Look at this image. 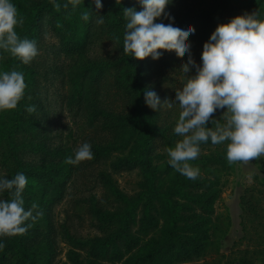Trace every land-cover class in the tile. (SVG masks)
Returning a JSON list of instances; mask_svg holds the SVG:
<instances>
[{
    "label": "trees",
    "instance_id": "16d2710c",
    "mask_svg": "<svg viewBox=\"0 0 264 264\" xmlns=\"http://www.w3.org/2000/svg\"><path fill=\"white\" fill-rule=\"evenodd\" d=\"M13 2L24 21L16 28L19 36L34 39L38 52L46 50L47 56L54 54L52 61L60 60L63 55H81L98 39L111 42L119 51L115 61L87 63L78 72L69 70V75L60 71L62 81L67 79L72 84L71 99L78 106L85 107L88 117L111 137L107 145L91 146L93 160L97 163L106 161L130 150L127 157L114 159L111 167L121 172L139 166L145 174L139 193L129 197L107 172H101L100 179L108 197L111 196L120 209L113 213L95 209L101 225L102 235L99 237L82 242L68 229L64 230L68 244L86 253L82 257L71 250L73 264H187L206 259L213 251L218 254L219 245L212 235L222 231L224 226L219 216L214 217V205L221 189L214 181L213 171L211 176L200 173L195 179L175 171L167 181L165 175L171 168L153 165V144L159 136L156 107L145 99L143 93L148 84L144 71L150 56L139 60L123 52L127 19L123 8L139 10L142 7L139 0H121V3L118 0L117 4L115 0H102L101 9H96L93 0H76L75 3L73 0H56L59 7L53 0ZM173 2L170 0L168 10ZM86 10L90 11L87 21L81 15ZM253 11H258L264 18V0H257L251 7ZM234 13L235 8L227 0H214L174 20L198 28L203 48L215 27L228 22ZM97 14L105 16L104 23H96ZM164 16L167 18L166 12ZM45 28L58 40L55 45L49 47L44 43L42 33ZM116 36L120 39H115ZM171 47L161 45L156 57H161ZM36 59L34 57L29 64H23L7 51L0 50V69L16 67L24 73L26 83L18 106L0 111V175L11 178L17 171L24 172L28 178L22 193L25 208L36 202L50 220L51 204L65 194L69 173L65 172L62 150L53 147L48 132L50 101L41 90L39 65L45 67L49 60L37 63ZM111 92L119 98L122 96L126 106L124 111L101 107V100L111 96ZM28 105H35V110L29 112ZM212 117L215 119L209 120V127L215 128L217 120L223 122V119H217L216 113ZM211 143L210 140L201 142L200 147ZM205 158L202 169L214 171L225 159L221 155ZM2 196L9 198L7 190ZM242 204L248 216L259 215L260 207L252 199H244ZM25 223L31 224L25 233L0 237L5 242L4 248L0 249V264H53L54 241H46V259L41 261L34 244L40 232L33 226V220ZM241 255L244 264L255 263V257L248 251H242Z\"/></svg>",
    "mask_w": 264,
    "mask_h": 264
},
{
    "label": "rangeland",
    "instance_id": "374dc122",
    "mask_svg": "<svg viewBox=\"0 0 264 264\" xmlns=\"http://www.w3.org/2000/svg\"><path fill=\"white\" fill-rule=\"evenodd\" d=\"M214 0H174L170 11L174 13L172 19L186 14L204 3L208 4ZM235 8L234 16L245 12H251V7L257 0H227ZM168 18V13L166 12ZM194 34H189L187 39L191 41V54L199 64L202 52L200 43V31L195 28ZM42 37L47 46H53L57 39L45 28ZM118 49L111 42L98 39V42L91 46L87 52L81 55H63L60 60L52 61L54 54L49 55L48 51L38 52L36 60L41 63L45 59L48 64L43 67L39 65L41 73V90L47 95L50 104L48 105L49 137L50 143L54 148H59L60 154L64 157L66 164L67 184L65 194L60 200H56L50 207V220L47 215L42 213L33 221V226L40 232L36 244L37 252L41 261L45 257V244L48 239L53 240L56 248L53 264H73L69 252L75 251L83 257L86 253L73 249L65 240L64 230L68 229L72 236L80 241L99 237L102 235L100 221L95 209H101L106 213H113L120 209V206L108 197L107 189L101 182L100 174L105 171L116 182L119 189L134 197L140 191V183L145 180V174L139 166L116 172L111 167L114 159H121L128 156L129 151L122 155L102 162H95L93 158L69 163L67 156L74 155L75 150L83 142L92 145H107L111 137L98 124L88 117L85 107L78 106L70 97V82L61 79L60 71H65L69 75V70L78 72L80 67L87 63L100 61H115L118 56ZM188 53H179L175 46H172L167 53L161 57L150 55L149 61L145 66V74L148 83H155L161 93L160 105L156 107V127L159 135L154 140L153 165L164 169L166 166L171 168L170 173L165 177L167 181L171 175L175 174V169L168 163V147H174L177 140L182 137L174 132L175 124L179 117L180 108L178 104H171L167 99H163L164 93L170 97H175V90L180 88L184 82L185 74L180 68L182 62L187 61ZM51 61V62H50ZM195 74V67L186 75ZM122 98V96H120ZM108 98V99H106ZM117 95L112 94L101 100V107L112 111H124L125 103ZM178 103V101H177ZM225 109H218L217 119H224ZM222 122V123H223ZM228 141L218 144H209L200 147L197 158L189 163L199 168V174H212L214 181L221 189L220 196L214 205V217L222 219V231H217L212 235L219 245V253L212 252L206 258L187 264H244L242 251H248L253 255L254 264H264V156L252 158L249 163L232 162L226 158V146ZM211 155V156H210ZM221 155L225 159L219 164L215 171L204 170L203 161L205 157ZM225 161V164H224ZM1 167V166H0ZM73 167V169H72ZM211 176V175H210ZM252 199L260 207L258 216H248L243 208L244 199ZM117 205V206H116ZM39 211L41 208L39 207ZM36 211V210H34ZM43 211V210H42ZM51 231V232H50ZM241 251V253H238ZM45 262V261H44Z\"/></svg>",
    "mask_w": 264,
    "mask_h": 264
},
{
    "label": "clouds",
    "instance_id": "9594fccd",
    "mask_svg": "<svg viewBox=\"0 0 264 264\" xmlns=\"http://www.w3.org/2000/svg\"><path fill=\"white\" fill-rule=\"evenodd\" d=\"M53 2L56 7L60 6L56 0ZM93 3L96 9L103 7L102 0H93ZM139 3L142 6L139 10L123 8L127 18L123 52L139 60L157 56L161 45L175 46L177 52L188 53L187 61L180 66L185 74L182 86L175 90L174 98L168 93L163 97L181 109L174 132L182 138L174 147L167 148L169 165L195 179L199 168L189 161L198 157L200 143L209 140L213 144L228 141L229 163H249L252 158L264 156V18L253 11L219 23L203 43L201 62L197 64L191 54V41L187 39L196 29L171 18L174 13L167 8L170 0H139ZM81 15L87 21L90 11H83ZM104 19V15L97 14L96 23L102 24ZM23 22L13 0H0V50L29 64L37 56L38 47L34 39L19 36L16 28ZM192 67L195 74L186 75ZM25 88L21 70L0 69V111L15 109ZM143 93L147 101L160 105L161 93L155 83L146 84ZM218 109H225L224 122L217 120L215 128L207 126L210 119L211 122L215 119L212 114ZM27 110L34 111L35 105H28ZM92 157L91 144L86 141L66 160L74 164ZM27 182V176L21 171L11 178L0 175V237L25 233L31 227L25 222L42 215L36 202L27 209L24 206L22 193ZM6 190L9 198L2 196ZM4 246V240L0 239V249Z\"/></svg>",
    "mask_w": 264,
    "mask_h": 264
}]
</instances>
